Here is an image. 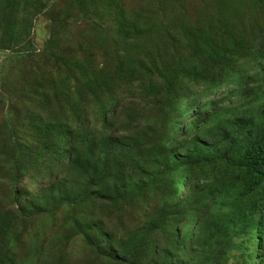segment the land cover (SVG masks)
<instances>
[{
  "label": "rangeland",
  "instance_id": "1",
  "mask_svg": "<svg viewBox=\"0 0 264 264\" xmlns=\"http://www.w3.org/2000/svg\"><path fill=\"white\" fill-rule=\"evenodd\" d=\"M249 119L264 0H0V264H264Z\"/></svg>",
  "mask_w": 264,
  "mask_h": 264
},
{
  "label": "trees",
  "instance_id": "2",
  "mask_svg": "<svg viewBox=\"0 0 264 264\" xmlns=\"http://www.w3.org/2000/svg\"><path fill=\"white\" fill-rule=\"evenodd\" d=\"M243 127L244 129H249L250 135L257 138V141L252 146L251 152H249L250 156L245 162V165L252 172L256 180V183L252 186L258 188L261 185L264 188V127L258 128L251 119L244 122ZM256 198L264 205V200L260 196ZM256 198H252V200H257ZM251 207V210L255 209L256 203Z\"/></svg>",
  "mask_w": 264,
  "mask_h": 264
}]
</instances>
